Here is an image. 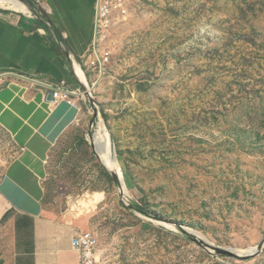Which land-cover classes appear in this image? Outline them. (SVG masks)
<instances>
[{"label":"rangeland","instance_id":"374dc122","mask_svg":"<svg viewBox=\"0 0 264 264\" xmlns=\"http://www.w3.org/2000/svg\"><path fill=\"white\" fill-rule=\"evenodd\" d=\"M103 1L91 89L104 77L52 153L51 208L97 237L100 264H264V0ZM99 123L126 193L92 142ZM15 154L0 129V173Z\"/></svg>","mask_w":264,"mask_h":264},{"label":"crops","instance_id":"0c3cea01","mask_svg":"<svg viewBox=\"0 0 264 264\" xmlns=\"http://www.w3.org/2000/svg\"><path fill=\"white\" fill-rule=\"evenodd\" d=\"M18 1L27 13L0 5V129L16 147L0 173V264H80L83 223L47 192L53 151L91 105L76 68L88 80L101 0ZM62 82L73 104L48 100Z\"/></svg>","mask_w":264,"mask_h":264},{"label":"bare ground","instance_id":"6f19581e","mask_svg":"<svg viewBox=\"0 0 264 264\" xmlns=\"http://www.w3.org/2000/svg\"><path fill=\"white\" fill-rule=\"evenodd\" d=\"M5 4L8 5V7L10 9H12V10H15V11H18V12L27 13L26 6L23 3H21L20 1H18V0H0V5H4L5 6ZM105 4L106 3H104L101 0V3L99 4L100 17H104V16L107 17L108 14H109V12L106 11ZM99 22H100V24H102V20L101 19H100ZM76 69H77V73H78L80 79L85 83V85H87L89 87L90 91L94 90L97 87V86H95V84L97 82H95V84L93 85V87L91 89V87L88 84V81H87L83 71L78 66H77ZM99 79H100V76H99ZM92 142L94 144V147H95L98 155L101 158V161H102L103 165L111 173L115 174L118 177L120 183L122 184V188H123L122 191L123 192L125 191V193H126L125 185H124L123 178H122L121 169H120V167L118 165L116 157L114 156V154L112 152L109 133H108L105 125H103L102 123L98 124L97 130H96V133L93 136ZM161 225H163L166 228H169V229H172V230L176 231V229L173 226L169 225V224H161ZM188 230H190V229H188ZM190 231H192V230H190ZM192 232L195 234L196 238H198L201 242H207L209 244V245H206V246H208V248H213L212 244L209 241H207L204 237L199 235L197 232H194V231H192ZM256 251H257V248H251V249L245 250V251L244 250H235L233 252L235 254H237L238 256H240V257H252V256H254L256 254Z\"/></svg>","mask_w":264,"mask_h":264},{"label":"built area","instance_id":"2783aa9c","mask_svg":"<svg viewBox=\"0 0 264 264\" xmlns=\"http://www.w3.org/2000/svg\"><path fill=\"white\" fill-rule=\"evenodd\" d=\"M103 1V0H102ZM105 2V8L107 12H110L111 3L109 1H103ZM101 3V1H100ZM100 19L104 22L107 17H100L99 14V7H98V22H97V33L99 35L100 29L106 26H102L100 24ZM97 61H93L92 65H96ZM46 87L53 92V103L59 104L61 102H67L70 104L74 103V99L77 96L74 91L68 89L66 87V84L62 82L58 86H54L52 84H46ZM72 248L79 254L80 257V264H100L98 258H97V248H98V239L95 235L89 232H81L78 233L73 239H72Z\"/></svg>","mask_w":264,"mask_h":264},{"label":"water","instance_id":"95a60500","mask_svg":"<svg viewBox=\"0 0 264 264\" xmlns=\"http://www.w3.org/2000/svg\"><path fill=\"white\" fill-rule=\"evenodd\" d=\"M97 45H98V34H97V39H96V42H95V48H96V50H97ZM103 77H104V72H103V69L101 70V75H100V79L97 81V83L95 84V86H98L100 83H101V81L103 80ZM85 87H86V90H87V92H90V89H89V87L87 86V85H85ZM47 98H48V100H52L53 101V92L52 91H50L49 93H48V95H47ZM93 136H91V138H92ZM115 156V155H114ZM109 171V170H108ZM115 177H116V179H117V182L119 183V185L121 186V191L123 190V188H122V184L120 183V181H119V179H118V177L115 175V174H113ZM113 176V177H114ZM123 192V191H122ZM158 219V218H157ZM178 229L182 232V233H186V234H188V235H192V236H194L195 237V234L192 232V231H190V230H188V229H186V228H182V227H178ZM196 238V237H195ZM197 241L198 243H200V244H202V245H209L207 242H201L198 238H196V239H193L192 241ZM218 251H220V253L222 254V255H226V256H228V257H230V258H234V259H240V260H247V259H250L251 257H240V256H238L237 254H235L234 252H230V251H225V250H218Z\"/></svg>","mask_w":264,"mask_h":264},{"label":"trees","instance_id":"16d2710c","mask_svg":"<svg viewBox=\"0 0 264 264\" xmlns=\"http://www.w3.org/2000/svg\"><path fill=\"white\" fill-rule=\"evenodd\" d=\"M106 175L111 179V180H113L114 182H116V179L112 176V175H110V173L108 172V173H106ZM136 208H137V210L140 212V213H142L143 215H145V216H147V217H149V218H156L155 216H153L148 210H147V208H146V204L144 203V206H143V208H141V207H137L136 206ZM157 219V218H156ZM183 235L186 237V238H188V239H190V240H193L192 239V236H190V235H188V234H186V233H183Z\"/></svg>","mask_w":264,"mask_h":264}]
</instances>
